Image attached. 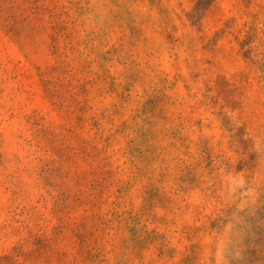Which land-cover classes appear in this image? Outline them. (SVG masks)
I'll use <instances>...</instances> for the list:
<instances>
[{"label":"rangeland","instance_id":"obj_1","mask_svg":"<svg viewBox=\"0 0 264 264\" xmlns=\"http://www.w3.org/2000/svg\"><path fill=\"white\" fill-rule=\"evenodd\" d=\"M0 264H264V0H0Z\"/></svg>","mask_w":264,"mask_h":264}]
</instances>
